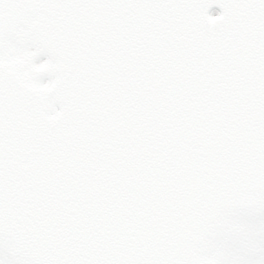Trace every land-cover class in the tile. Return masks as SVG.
I'll return each instance as SVG.
<instances>
[{"label":"water","instance_id":"1","mask_svg":"<svg viewBox=\"0 0 264 264\" xmlns=\"http://www.w3.org/2000/svg\"><path fill=\"white\" fill-rule=\"evenodd\" d=\"M262 212L264 0H0L15 262L209 264L231 218Z\"/></svg>","mask_w":264,"mask_h":264},{"label":"rangeland","instance_id":"2","mask_svg":"<svg viewBox=\"0 0 264 264\" xmlns=\"http://www.w3.org/2000/svg\"><path fill=\"white\" fill-rule=\"evenodd\" d=\"M18 53L21 55L31 54L32 49L25 47L18 50ZM29 61L31 66L38 67L45 62V59L33 57ZM46 80L47 78L40 79L42 83ZM246 231L250 233V235L248 234L250 238L244 239ZM243 242L245 243L243 249L247 254H242L238 257L237 254L241 251ZM262 250H264V216L253 220L240 218L233 221L228 230L216 240L210 250L208 258L212 264H249L248 258L255 257L258 259L262 257ZM0 254L2 253L0 252ZM240 257H244L246 263ZM2 260V264H10L7 258L3 257Z\"/></svg>","mask_w":264,"mask_h":264},{"label":"flooded vegetation","instance_id":"3","mask_svg":"<svg viewBox=\"0 0 264 264\" xmlns=\"http://www.w3.org/2000/svg\"><path fill=\"white\" fill-rule=\"evenodd\" d=\"M2 258H3V257H1V258H0V264H2V263H3V260H2ZM6 258H7V257H6ZM7 260H8V258H7ZM9 262H10V261H9ZM10 263H11V262H10ZM11 264H15V263H11Z\"/></svg>","mask_w":264,"mask_h":264}]
</instances>
